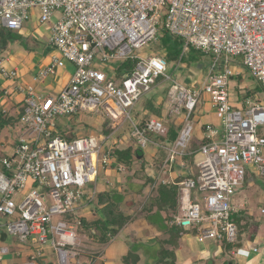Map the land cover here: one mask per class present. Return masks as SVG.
<instances>
[{"label":"built area","instance_id":"2783aa9c","mask_svg":"<svg viewBox=\"0 0 264 264\" xmlns=\"http://www.w3.org/2000/svg\"><path fill=\"white\" fill-rule=\"evenodd\" d=\"M34 10L40 25L59 18L49 29V61L32 81L56 80L67 64L72 73L54 95L40 94L20 85L17 70L7 69L0 56V75L16 82L23 94L22 127L14 130V145L0 157V264H7L12 237L30 251L26 260L14 264H37L45 250L54 253L58 264H71L69 259L82 264L75 231L81 216L73 217V222L52 220L76 214L87 206L85 201L95 198L101 145L94 135L60 138L57 117L102 112L114 128L110 135H102V143L112 145L118 141L114 133L128 123L137 148L144 152L154 146L166 153L162 174L177 170L184 174L183 158L192 154L190 121L201 92L215 108L222 129L204 126L207 142L194 152L201 157L194 163L196 176L182 174V180L171 182L178 187V211L169 225L198 244H237L231 197L245 180V167L255 166L264 177V135L258 133L264 126V104L248 99L245 110L232 106L229 82L235 73L230 58L239 59L264 95V0H0V27L20 33ZM164 32L180 39L183 51L192 48L212 55L211 68L222 61L221 71L203 85L189 87L168 74L164 50L146 57L132 55L158 45ZM130 57L137 63L130 74H122L118 67ZM164 85L169 86L167 117L184 119L172 145L150 138L166 135L164 120L151 118L142 127V118L135 120L142 99ZM108 162L107 167L123 174L113 156L103 159L104 165ZM193 189L204 195L203 209L196 201L199 197L193 200ZM251 250L259 252L258 247Z\"/></svg>","mask_w":264,"mask_h":264},{"label":"rangeland","instance_id":"374dc122","mask_svg":"<svg viewBox=\"0 0 264 264\" xmlns=\"http://www.w3.org/2000/svg\"><path fill=\"white\" fill-rule=\"evenodd\" d=\"M33 13L35 14V17L30 16L28 21L26 23H24L23 30L20 32L24 37H26V38L28 37L29 43L31 45L30 47L32 50L31 51L22 50V52L18 51V53L15 52L14 50L9 51V53L11 55L15 54L18 61L19 60L22 61L21 65L26 66V68L28 66L34 65L33 63L40 61L41 58L44 59L43 62L46 60L47 57L49 59L48 55L47 56L43 55L41 48L38 47V48L33 49V47H34L33 46L34 45L33 40L35 39L36 33L43 34V35H46L48 33L47 30H45L46 25H44V27H43V25L41 26L40 24H38L39 23L38 22V13L36 12V10H34ZM159 41H160V39H159ZM156 47H157V45H148L147 47H144L141 50H134L132 55L136 56V57L150 56L153 53V51L156 50ZM2 53H5V52H2ZM182 56H183L182 61L178 62V60H177L176 62H171V63L167 62L168 63V70H167L168 74H171L172 78H176V79L180 80L181 83H184V79L183 78L181 79L182 74H189V73L191 74V72H194V73L195 72H197V73L201 72V71H198V69H197L198 64L205 63L206 67H205V69H203L204 73H205V72H207V69L209 68L210 64H213L215 62V58L212 55L211 56H204V55L199 56V53L196 51H193L192 48H188L185 51H183V49H182ZM129 59H130V61L133 60L131 57ZM196 59L198 62H194V60H196ZM230 60L232 63L235 62V58H230ZM16 61L17 60H15V63L18 64L19 62L18 61L16 62ZM43 62L41 63L42 65H43ZM37 63H40V62H37ZM23 66H22V68H24ZM68 67H69V65H68ZM218 69L219 68H217L216 70H218ZM218 72L219 71H217V73ZM21 73H22V71L20 70L18 72V77H19L18 82L25 86V83H23V82H24V80L27 82L30 79V77H29L30 75H26V77L24 78L25 75L21 74ZM204 80L206 81L207 79H204ZM253 80H250V81H253ZM247 81H249V80H247ZM15 86H16V83L14 81H12L11 79H9L6 76L0 75V89H1L2 93H4L5 91H8V92L13 91V93H10L9 96L4 94V97H5L4 99H5L6 105H3V107H5V109H7L9 113L11 111L9 116L11 117V120L13 121V125L9 128L10 131L8 129H5L0 134V157H3V155L8 153L7 149L5 150L4 146L2 145V141L5 138H7L6 141H8V142H5L6 146L7 145L8 146L14 145L15 139L12 136L13 129L15 130V129L22 127V124L20 122V114H19L22 111V104H18L16 106L14 104L15 101H13L14 99H16V97L18 98V94H19V92L15 89ZM164 87L169 88L168 85H164ZM160 89L161 88L154 89V91L152 93L148 94L146 97H144V99H142L140 104L143 105L144 103L147 104V102H148L149 105H154L158 99H164V96L166 95V93H164L163 90H160ZM201 93H202L201 94L202 99L204 101L205 100L207 101L209 99L208 96L204 92H201ZM14 96H15V98H13ZM263 102H264V99H263ZM163 105H164V107L160 110V115L158 117L155 116V114L153 113L156 110L154 106H150V108H147V107L144 108L143 107V109H141V112H142L141 117L144 118V116L146 114L148 115V114H151V112H152V114H151L153 116L152 118L164 120L165 121L164 124L168 127V129L171 128L172 131L178 130L180 128L179 127L180 124H182V122L184 120L183 117L181 115H175L171 118H168L167 117L168 103H165ZM166 108H167V111H166ZM15 109H18L17 112L15 111ZM193 118H194V116H193ZM193 118L190 121V124L192 125V132H191V136H190L189 148L200 142L199 136L201 134L200 132H202V129L200 127L201 121L197 122V119L195 118V120H196L195 121ZM205 119H203L202 122H205ZM104 121H105V117L102 114V112H100V111L99 112H93V113H90L88 111H82V112L77 113L76 115H74L71 118L60 116V117H57L55 119V123L57 125V136H59L60 138H62L64 140H68L69 134L74 132L75 135L73 136V138L84 137V136H88V135H94L100 141L99 143L101 145V148H100L101 150H100L99 161H98V172L100 174V177L98 178V181L96 184V186H97L96 187V196L93 199L94 203L98 202L97 197L99 196V190L102 189L103 184H104V180H105V178H107V176L104 178L103 175H106V173H105L106 170H104V167L109 166V162L106 165H104L103 159L106 157V158H108V160H110L112 158V156L115 159L114 155H116L117 153H120V152L125 153V151H123L124 150L123 147L127 148L126 149L127 152L132 153L131 158H133L134 157L133 156L134 147H136L135 144L130 140L131 139L130 138V130L131 129H130V125L128 123H124L121 126V129L118 130L119 133H121V135L124 137V140H122V143L118 142L117 144H114V145L111 144V141H106L105 143H102V139L104 137L101 135V133L98 132V130L101 129L99 123L104 122ZM181 129L182 128H180V130ZM258 133L259 134L264 133V126L258 127ZM123 143H124V145H122ZM156 143H159V142L157 141ZM158 149H160V148H156L154 146H151V147L147 148L146 150H144V156H143L142 160H143L144 166L146 165V168L144 171L142 170L143 172H141V163L139 162V160H135V158H133L135 163L133 164L134 168L131 171L132 172L131 174L135 173V171H138V174L142 179H145V177L147 175H150L154 178L155 173L153 174V171L156 169H158L157 172L159 171L160 174H162L161 172L163 169L162 168L163 165L161 164L160 168H159L158 164L156 166L155 161L160 159V158H164L166 156V153L158 151ZM110 154H111V156H110ZM126 155H128V153H126ZM200 158H201L200 155H198V159H200ZM156 163H157V161H156ZM118 164L124 168L123 174L125 175V173H127V172H125L126 171L125 167L128 166L127 165L128 163H122V164L118 163ZM131 164H132V162H131ZM255 168H256L255 166L245 167V172H246L245 180H244L243 184L236 189V192L231 197L232 205L235 206L236 208H238L239 210L245 212L243 214H239V213L234 212L232 215L234 217L236 225L239 227V224H240L241 228L243 227L242 225H244V220L246 217H248L249 220L251 219V221H253V223L259 227H261V225L264 224V220L260 221V222L258 221V220H261L262 218H264V216L261 215V213H260V208H262V206H264L262 204V202L260 201V198L262 199L261 196H264V177L261 176L258 172V169H255ZM147 169H152V171L148 170V172H147ZM144 173H146V175H144ZM251 174H254L256 176L255 179L252 178V181L250 179ZM158 176L155 175L157 184L160 181V179L157 178ZM132 183H136V184L139 183L138 185H140L141 182L133 180ZM150 188H151V186L146 187L145 188L146 190L144 189L145 194H147L148 192L152 193V188L151 189ZM130 193H131V195L133 194L132 192H130ZM154 195H155V193H154ZM192 195H193V200L195 199L196 196L199 197L198 200H196V201L200 203V205L202 206V209H203V204H204L203 196L204 195L202 193H200L198 191V189H193ZM142 196L143 197H141V199L147 198V195H142ZM135 198L137 199V196ZM93 200L90 203H88V201H85L86 205L90 206L89 208H95V207L97 208L98 207L97 203L96 204L92 203ZM90 204H92V205H90ZM131 208H133L132 210L134 212L138 211L137 206H135V207L132 206V207H128L126 209V212L131 210ZM81 211L77 210V213L74 215L56 216L53 218L52 222L56 223V222L61 221V220H65L67 222H73V217L83 216L81 214L82 213ZM152 211L155 212V208H153ZM94 212H95V210H94ZM246 213H248V214L246 215ZM164 215H165V213L162 211L160 213V218H164ZM138 216H141V215H138ZM141 223H143V225H141ZM241 223H242V225H241ZM160 225H161V221L158 223V225L152 226L151 224H149V222H146V223L140 222L139 219H137L136 221H134V223L128 224L126 226V228L124 229L125 230V232H123L124 236L129 234L131 237V240L125 244L128 245L129 248H132L133 250L135 248H138L140 250H144V252L147 254L151 253L152 256H155L154 253L157 250H159L160 248H162V249L169 248L166 245L162 244V241L164 239H166V235H163V234L160 235L159 234L160 236H159V238H157V240L155 242V238L152 237L151 233H149V231L150 232L155 231L157 229V226H160ZM82 228L77 226V225L75 226V231L77 232L80 243H81V245L79 247L80 256H79L78 260H80V262H83V263L84 262H90L91 263L90 257L93 256V253L95 251L98 252V248L102 247V246H99L98 243H95V242L87 239V236L80 232V230H84V232L86 231V229L84 227H82ZM246 229H247V227L244 228L243 230H246ZM261 229H263V227ZM183 232H185V231H183ZM262 234L263 235L261 237H262V241L264 244V232ZM136 238L139 241H143L147 244H152V243L153 244L149 245V246H147L145 244H140L137 242ZM187 240H184L185 244H183L182 238H179V240L177 239L179 249L176 251L175 260L178 264H183V260H185V255H187L186 252L184 253L183 249H181V246H183V245H185V247H184L185 249L188 248L187 250L190 251L189 252L190 254L192 253V256H195L194 259H197V258L199 259L200 257L204 256V253H206L205 257L198 260L196 262V264H207L209 260H210L209 264H213V262H214V264H224L223 262H227L229 264H236V262H234L235 261L234 257L230 256L231 251H234V253L237 255L242 253L244 255V257L248 258V259L253 257V256H257V255L259 256L260 255L259 252L254 253L251 249L248 250V252H245L244 250H242L240 246L244 247L245 243H244V240L241 238V236L239 238L238 243L235 246H233L232 248H230V247L227 248L228 245L225 242L217 243V242H212V241L206 242L204 244H199L200 246H196L195 244H193L192 248H190L188 246L189 241L187 244ZM11 241H12L11 246H9V250L11 253L14 251H18V250L20 251L21 249H23L24 246L18 244L19 242H18V239L16 237H12ZM193 243H197V242L194 241ZM15 247H16V249H15ZM223 250H225V257L224 258L218 257V255H217L218 253L216 251L222 252ZM177 252H178V254H177ZM46 254H47L46 258L49 259L50 264H58L56 256L53 253L47 252ZM188 256H186V257H188ZM206 257H207V261L203 260ZM11 258H8V260H10ZM254 258L255 257H253V259ZM69 262L71 264H77V260L69 259ZM142 262H143V264H145V258L143 256H142ZM192 262L195 263L193 259H192ZM14 263H16V261L9 262L7 264H14ZM150 263H151V261H147L146 264H150Z\"/></svg>","mask_w":264,"mask_h":264},{"label":"trees","instance_id":"16d2710c","mask_svg":"<svg viewBox=\"0 0 264 264\" xmlns=\"http://www.w3.org/2000/svg\"><path fill=\"white\" fill-rule=\"evenodd\" d=\"M33 42H34L33 49L38 48V46L40 45L39 42L35 39L33 40ZM13 44L19 45L23 50L26 51L32 50L30 47L31 45L29 43L28 37L26 38L17 32L0 27V54L2 52L8 51L9 46ZM156 49H161L166 52V60L168 63L176 62L177 60L178 62L183 60V56H182L183 44L181 40L172 37L166 32H164L163 35L161 36ZM192 50L196 51L194 49ZM196 52L199 53V56H203V54L200 53L199 51ZM132 59H133L132 61H130V59L123 61L118 67L119 72H121L122 74H130L137 63L136 59L134 58ZM194 62H198L197 59L194 60ZM258 87L260 88L259 84ZM168 89H169L168 87H164L162 89L163 92L166 93V95ZM166 95L164 96V99H162L159 105L157 106L149 105V103L147 102V104L144 103V108L146 107L150 108V106H154L156 110L153 113L155 114V116L158 117L160 115V110L164 107L163 104L166 103ZM151 114L148 115L146 114L144 118H142L141 122L139 123L140 127L144 125V122L146 120H149L153 117ZM4 115L5 114L3 113V110L0 107V134L5 129L9 130V128L13 125V121L11 120V117ZM138 118H139V114L135 112V120H137ZM100 128L101 129L99 131L103 136H108L114 131V128L111 126V124L106 118L105 121L100 126ZM115 133H116L115 134L116 139H120L122 136L121 133H119V131ZM73 136H74L73 133H70L68 136V140L72 139ZM177 137H178L177 130L172 131L171 128L168 129L164 137L154 136V135L150 136L152 140L156 142L158 141L160 144H164V145L167 144L172 145L177 139ZM206 142H207L206 140H201L198 144L191 146L189 148V151L192 152V154H189L183 158V161L185 163L184 173L186 174L187 177L194 178L196 176L194 172V163L197 161L198 155L194 152L198 150L199 147L205 144ZM126 149L127 148H124L123 150L125 151V153L120 152L114 155L115 162L117 164L128 163L127 164L128 166L125 165L126 166L125 172H127L128 174L125 173V175H123L124 176L123 178L125 179V184H121V185L117 184L116 186L110 187L104 192H100L99 196L97 197L98 200L97 204L99 209L96 215L94 216V218L88 221L87 219L81 217L80 223L77 226L81 228L84 227L86 229L85 232L84 230H80V232L86 235L87 239L95 243H98V245H106L113 238L117 237L126 228L128 224L133 222L137 213L141 214L147 212L148 215H145L144 217L150 224L158 225V223L161 221V225L157 226V229L163 235H166V239L162 241V244L166 245L169 248H165V249L160 248L154 253L155 256H152L151 253L147 254L143 252V257L145 258V264L147 263V261H151L150 264H175L176 262L175 253L178 250L177 239L179 240V238H182L183 235L186 234V232H183L181 229L169 225L172 216L176 214L178 211V187L173 184L172 185L163 184L160 182L157 184L155 175L158 176L160 172L159 171L157 172L158 169L156 168H155L156 170L153 171V174L155 173L154 178L150 175H147L145 179H142L139 176L138 171H135V173L131 174L132 173L131 171L134 168L133 164L135 163L133 158H135V160H139V162L141 163V172L145 170L146 165L144 166L142 160L144 156V152L141 151L139 148L134 147V152H133L134 157L131 158L132 153L127 152ZM158 151L164 152L162 149H158ZM126 153H128V155H126ZM164 159L165 157L156 160L157 161V163L155 161L156 166L158 164L160 168V165L163 164ZM130 161L132 162V164ZM144 175H146V173H144ZM182 179L183 177L179 176L177 178V182ZM133 180L141 182L142 184L140 183V185H138L139 183L137 184L132 183ZM149 186H151L152 188V193H150V195L147 196V199L146 198L141 199V197H143L142 194L144 189ZM130 192H132L135 196H137V199L135 198L137 202H135V204L132 205L133 207L134 206L138 207V211L136 215H130L121 208V205L124 203L125 196L127 195V193L130 194ZM153 192L155 193V195ZM131 201L132 199H130L126 203V205L130 206L129 203ZM153 208H155V212L152 211ZM162 211L165 213L164 218H160V213ZM232 221L235 223L233 216H232ZM238 228H239L238 230V241H239V238L243 231L240 229L241 228L240 224ZM137 242L140 243L138 239ZM227 245H228L227 248L228 247L232 248L236 244H227ZM139 251L140 249L138 248H135L134 250L132 248H129L126 255L121 258V262L123 264H139L141 261V258L138 254Z\"/></svg>","mask_w":264,"mask_h":264},{"label":"crops","instance_id":"0c3cea01","mask_svg":"<svg viewBox=\"0 0 264 264\" xmlns=\"http://www.w3.org/2000/svg\"><path fill=\"white\" fill-rule=\"evenodd\" d=\"M31 17H35V14H33ZM58 18H59V15H56L52 19V22L50 24H46L45 30H47V32H48L46 35L38 34V33H36V36L34 35L35 36V40H37L39 42V44H40L38 47L42 49V52H43L44 56H47V55L50 56L51 55L50 54L51 53V49H50V47L48 46V43H47L48 42V38H49V29L53 25V23L56 22V20ZM43 27H44V25H43ZM19 34H21V33H19ZM11 50H14L15 52L18 53V51L22 52L23 49L19 45L13 44V45L9 46L8 51H6L5 53H1L0 56L3 58V60H4L3 65L7 69L11 70V69L15 68L17 70V73L21 70L22 71L21 74L25 75L24 78L26 77V75H30L29 76L30 79L27 82L25 80L23 82V83H25V86L23 84H20L23 87H31L32 89H35L36 92H38L40 94H47V95H52L53 94L54 95L63 86L66 85V83H67V81L69 79V76L72 73V67L70 65L68 67V64H67L64 69H62V70H60L58 72L56 80H53V78H51V79L43 80L40 83H34L32 81L33 74L40 67L44 66L49 61L48 57L46 58V60L44 62H43L44 59L41 58L40 61H37V62H40V63L35 62V63H33L34 65L28 66L26 68V66L21 65L22 61L21 60L18 61V59L16 58L15 54L11 55L9 53V51H11ZM14 59L17 60L19 63L16 64ZM42 62H43V65L41 64ZM22 66L24 68H22ZM222 66H223V62L222 61L220 63H218L217 65H215L213 68H211L212 64H210L209 68L207 69L208 73L207 72L204 73L203 69H205V67H206L205 63H200V64L197 65L198 71H201L200 73L191 72V74L189 73V74H182L181 75V79L182 78L184 79V83H181L180 80H178L176 78H173V79L176 80L177 82H179L181 84H184V85H187L189 87H198V86L203 85L205 82H207V80H208L210 75H212L214 73H217V71H221ZM217 68H219V69L216 70ZM232 68H233V71L235 73V76L229 82V92H230V100H231L232 106L237 108V109H240V110H245L246 107H247V105H245V101L248 100V99L251 100L252 102H256V103L260 102L261 104H264V102H263L264 95L262 93L261 88L258 87V82L256 80H253V78L250 76V74L247 72V70L244 69V67L241 65V63L239 62V59H235V62L232 63ZM18 79H19V77H18ZM204 79H207V80L205 81ZM247 80H249V81H247ZM250 80H253V81H250ZM17 88H18V85L16 83L15 89L20 94V95L18 94V98L16 97V99L13 100V101H15L14 104L16 106L18 104H23L22 103L23 94ZM162 89H163V87H161L160 90H162ZM10 93H13V91L12 92L5 91L4 93H2V91L0 89V107H1L2 110L5 111L4 112V114H5L4 116H9L10 113H11V111L9 113L8 110L5 109V107H3V105H6L5 104L6 102H5V99H4L5 98L4 94L9 96ZM13 98H15V96ZM200 99H201V101H200L199 105L197 106V108H196V110H195V112L193 114V116H194L193 119L195 120V118H196L197 122L201 121L200 122V124H201L200 127L202 129V132H200L201 134L199 133L200 134L199 138H200V141H201L204 138V129L203 128H204L205 125H212L219 132H221L222 128H221V121L218 118V116L216 114V110L212 106V104L210 103L209 99L207 101L206 100L204 101L202 99V96H201ZM161 101H162V99H158L157 102H155L154 106L159 105ZM166 103H167V100H166ZM143 107H144V104L141 105L139 103L137 108H136V110L138 111V114H139V118H142L141 117V113H142L141 109H143ZM167 108H166V111H167ZM17 110L18 109H15L16 112H17ZM203 119H205V122H202ZM183 125H184V120H183L182 124H180L179 127L182 128ZM165 127H166V129L168 131V127L166 125H165ZM180 128L177 130L178 133L180 131ZM9 131H10V129H9ZM114 134H116V133H114ZM263 135H264V133H263ZM12 136L14 138V129H13ZM114 137H115V135H114ZM6 139L7 138H5L2 141V145L4 146L5 150L7 149V151H8L10 146H8V145L6 146L5 142H8V141H6ZM117 140L118 141L115 144H117L118 142L122 143V140H124V137L121 136V138L117 139ZM113 142H115V141H113ZM122 145H124V143ZM123 148H126V147H123ZM104 170H106L105 171L106 175H103V177L105 178L107 176V178H105L103 187H102L101 190H99V193L100 192H104L105 190L109 189L110 187H114L117 184L118 185L125 184V179L123 178L124 174L117 173L116 170L113 167H106V168H104ZM148 170L152 171V169H147V172H148ZM182 174H183V172H180V171L177 170L176 172H172V173L159 174V176L157 178L160 179V181H159L160 183H162V181H164L165 184H171L172 181H177V177L182 176ZM99 177H100V174H99L98 178ZM255 177L256 176L254 174H251V177H250L251 181H252V178L255 179ZM98 178H97V181H98ZM97 181H96V184H97ZM96 184L93 186L95 191H96V187H97ZM145 190L143 191L142 195L149 196L150 192L145 194ZM133 195H131V193L130 194L127 193V195L125 196L124 203L121 205V208L123 210L126 211V209L128 207H132V205H134L135 202H137V200L135 199L136 196L135 195L133 196ZM132 196H133V198H132ZM261 197H262V199L260 198V201L264 205V196H261ZM130 199H132V201L129 203L130 206H127L126 203ZM92 203L96 204L97 202L94 203V200H93ZM90 205H92V204H90ZM89 207L90 206H88V205L84 206L83 210L81 211L82 212L81 214L83 215L81 217L84 218V219H87L88 221H90V220H92L94 218V216L96 215V213H97V211L99 209V207H97V208L96 207L95 208H89ZM233 208H234V212L235 213H239V214L245 213V212L239 210L238 208H236L235 206H233ZM132 209L133 208H131V210H129L127 213L130 214V215H136L137 211L134 212ZM94 210H95V212H94ZM262 210H264V206H262V208H260V213H261V215L264 216V213H262ZM247 214L248 213H246V215ZM138 215H141V216H138ZM138 215L135 216L136 218H134L133 222H131L130 224L134 223V221H136L137 219H139L140 222H145V223L148 222L146 220V218L144 217L145 215H148L147 212L146 213H141V214H138ZM263 220H264V218H262L261 220H258V221L260 222V221H263ZM141 225H143V223H141ZM241 225H242V223H241ZM152 226H154V225H152ZM242 226L243 227L240 228L243 231L241 233V238L244 240L245 244H244V247L240 246L241 249L244 250L245 252H248V250H250L252 247H258L260 255L259 256L258 255L257 256H253V257H255L254 259H253V257L248 259V258H245L242 253L237 255V254L234 253V251H231L230 256L234 257V260H235L234 262H236V264H264V244H263L262 237H261L263 235L262 233L264 232V224H262L261 227H259L256 224H254L253 221H251V219L249 220L248 217H246L245 220H244V225H242ZM246 227H247V229L243 230ZM262 227H263V229H261ZM238 230H239V228H238ZM123 232H125V230H123L117 237L113 238L108 244L99 245V246H102V247H99L98 248V252L95 251L93 253V256L90 257L91 263L90 262H84L83 263V262H80V260H78V261L80 263H82V264H86V263L87 264H123L121 262V258L123 256H125L127 251L129 250V246L126 245L125 243H128L131 240L130 235L128 234V235L124 236ZM149 233H151L152 237L155 238V242H156L157 238H159V236L162 234L157 229L155 231H152V232L149 231ZM184 240H187V244H188V241H189L188 246L190 248H192L193 244H195L196 246H200L198 243H193L194 240L190 239L188 236L183 235V237H182L183 244H185ZM139 242L141 244H145L147 246L153 244V243L152 244H147V243H145L143 241H139ZM11 243H12V241L10 240L9 246H11ZM184 247H185V245L181 246V249H183V252L184 253L186 252L187 255H185V260H183V264H196V262L198 260L202 259L206 255V253L203 252L204 253L203 257H200L199 259L196 257L197 259H194L195 256H192V253L190 254L189 253L190 251L187 250L188 248L185 249ZM15 249H16V247H15ZM25 249L23 247V249H21L20 251L18 250L21 253V255L19 257H17V255H16L17 251H14L12 253L9 252V254L5 257V262H7V263L13 262V261L22 262V261L26 260L27 259L26 257L30 254V251L25 250ZM47 252H50V251L49 250H45L42 258L39 260V262H37V264H50L49 263V259L46 258V255H47L46 253ZM143 252H144L143 250H140L139 253H138L140 258H141V262L139 264H143V262H142ZM216 252L218 253V254L216 253L218 255V257H221V258L225 257V250H223L222 252L219 251L220 253L218 251H216ZM177 254H178V252H177ZM186 256H188V257H186ZM8 258H11V259L8 260ZM192 259L194 260L195 263L192 262ZM203 260L207 261V257L205 259H203ZM209 261H208L207 264H209ZM223 263H225V262H223ZM175 264H178V263L175 262ZM213 264H214V262H213Z\"/></svg>","mask_w":264,"mask_h":264},{"label":"water","instance_id":"95a60500","mask_svg":"<svg viewBox=\"0 0 264 264\" xmlns=\"http://www.w3.org/2000/svg\"><path fill=\"white\" fill-rule=\"evenodd\" d=\"M224 264H229V263L225 262Z\"/></svg>","mask_w":264,"mask_h":264}]
</instances>
